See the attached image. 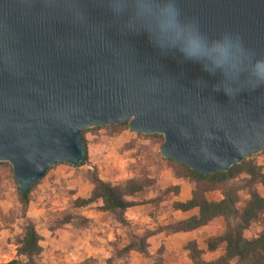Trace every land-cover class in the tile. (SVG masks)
<instances>
[{
  "label": "water",
  "instance_id": "water-1",
  "mask_svg": "<svg viewBox=\"0 0 264 264\" xmlns=\"http://www.w3.org/2000/svg\"><path fill=\"white\" fill-rule=\"evenodd\" d=\"M124 122L203 175L263 152L264 0H0V162L22 194Z\"/></svg>",
  "mask_w": 264,
  "mask_h": 264
},
{
  "label": "rangeland",
  "instance_id": "rangeland-1",
  "mask_svg": "<svg viewBox=\"0 0 264 264\" xmlns=\"http://www.w3.org/2000/svg\"><path fill=\"white\" fill-rule=\"evenodd\" d=\"M111 126L87 129L83 133L87 146V165L82 168L68 164L53 166L32 188L28 204L20 199L12 165L6 161L0 162V262H7L16 257L25 227L32 223L40 233L43 245H47L50 236L55 234L66 235L73 243L75 240L74 245L65 246L67 250H59V253L62 258L69 260L70 264H76V237L82 245L84 239H94V231L101 228L89 218L98 208L100 201L82 206L76 204L78 199L90 196L93 176L111 183L128 179L148 182L143 191L129 199L145 203V211L155 223L154 230L146 228V232L161 230L168 238L162 242L156 241L153 246L148 244L147 254L138 253L143 259L142 264H155L159 259L167 264H194L185 249L186 243L195 240L201 249H206L208 239L223 232L222 220H215L210 225L193 231L189 238L184 239L175 237V233L171 231V226L175 223L174 218L167 224H161L158 217L168 216L172 211L173 201L183 199L184 194L188 193L181 185L176 184L177 182H173L175 163L162 154L163 135L136 133L130 129L117 133ZM250 158L261 165L264 171V151L251 155ZM178 180L184 181V185L194 187V183L189 180ZM260 191L264 194V187L261 186ZM113 221L116 225L124 227L127 243H134L136 249L140 248L145 230L141 235L137 234L130 223L121 221V218L114 214ZM143 225L145 227L149 224ZM260 234H264V214L245 232L248 238ZM114 243L116 247L112 249L113 254L109 252L105 258H85L78 264H100V260L102 264H126L124 261L130 256L123 249L128 244L121 248L124 242L118 237ZM48 250L49 247L43 248L42 254L36 258L37 264H52L45 258V252ZM222 252V249L215 252L205 251L202 257L212 260ZM77 255L79 258L84 257V254ZM54 260L61 264L60 257Z\"/></svg>",
  "mask_w": 264,
  "mask_h": 264
},
{
  "label": "trees",
  "instance_id": "trees-1",
  "mask_svg": "<svg viewBox=\"0 0 264 264\" xmlns=\"http://www.w3.org/2000/svg\"><path fill=\"white\" fill-rule=\"evenodd\" d=\"M111 127L116 129L117 133L131 129L128 122ZM85 131L87 129L82 131V139L87 154L83 135ZM250 157L233 165L228 171L207 175L170 160L175 163L176 178L194 183L188 200H176L172 203L174 210L190 213V215L172 224L171 231L191 232L210 225L215 220H222L224 224L221 234L208 239L206 249H201L195 240L186 243L185 249L189 252V257L194 264H264V234L254 238H248L245 235L246 230L264 214V194L260 191V187H264V171L263 167ZM92 182L93 189L90 196L86 199H78L76 204L82 206L101 201L99 211L117 215L125 223L128 222L126 211L142 204L129 198L143 191L148 185L146 181L135 179L111 183L97 176H93ZM32 188L24 194L19 190L23 203L30 202ZM149 234L150 232H145L142 236L140 248L136 249V244L130 243L123 249L124 252L147 254ZM41 240L42 237L35 225L27 224L19 241L16 257L0 264H37L36 258L43 252ZM218 249L223 250L220 256L212 260L203 259L202 255L205 251L215 252ZM155 264L167 263L159 259Z\"/></svg>",
  "mask_w": 264,
  "mask_h": 264
},
{
  "label": "crops",
  "instance_id": "crops-1",
  "mask_svg": "<svg viewBox=\"0 0 264 264\" xmlns=\"http://www.w3.org/2000/svg\"><path fill=\"white\" fill-rule=\"evenodd\" d=\"M172 178H173V182H177L176 184L181 185L186 192L188 191V193L184 194L185 197L181 199L180 201L188 200L192 194V190H193L192 185H189V186L184 185V181H180L173 176ZM101 205H102V202L100 201V204L98 205V207ZM145 208H146L145 203H142L134 207H131L126 211V218H127L128 223H130V226H132V228H134L136 233L139 235H141L143 231L145 230L143 233L144 235L146 232V228H150L154 230V226H155V223L149 217V213L145 211L146 210ZM189 215L190 213H184L182 211L174 210L172 208V211L171 213H168V216L165 215V216L158 217V220L161 222V224L162 223L167 224V222L171 221V219L173 218L175 219V222H177L181 219L188 217ZM89 218H91V220L93 219L101 228L98 231H94L95 232L94 239H86V240L84 239L82 245H80V241L76 237V264L82 262L85 258L93 257V259H96V256H100V258H105L106 256H108L109 252L110 254L112 253L113 251L112 249H114V246L116 247L114 242L116 241L117 237L121 238V241L124 242L121 248H124L126 244H128L127 239H125L124 237V234L126 232L124 230V227H120L119 225H116L114 223L112 213L101 212L97 208L96 210H94V214L89 215ZM143 224H149V225L144 227ZM101 231L104 233L100 234ZM97 232H99L98 235H97ZM192 233L193 231L176 232L174 235L175 237H181V238L187 239L191 236ZM167 238L168 237L166 233L162 232L161 230L153 231V232L150 231V234L148 236V244L153 246L155 245L156 241L159 240L160 242H162ZM72 244L73 245L75 244V240L73 243L66 235H61V234H55L53 236L51 235L47 245H43V243H41L43 248L49 247L48 252H45L46 253L45 258L46 260H48V262L52 264H57V262L54 259L58 257H60L61 259L60 260L61 264H70L69 260L61 257L59 250H62L64 252L65 250H67L65 246L69 247ZM183 253H185V250H183ZM77 254H80V255L84 254V257L79 258ZM128 256L130 257L126 259V262L124 261V263L126 264H142L143 262V259L139 257L137 252L130 251L128 252ZM100 261H101L100 264H102V260ZM118 264H121V263H118Z\"/></svg>",
  "mask_w": 264,
  "mask_h": 264
},
{
  "label": "clouds",
  "instance_id": "clouds-1",
  "mask_svg": "<svg viewBox=\"0 0 264 264\" xmlns=\"http://www.w3.org/2000/svg\"><path fill=\"white\" fill-rule=\"evenodd\" d=\"M188 55H189V56H190V58H191V55H192V54H191V53H189Z\"/></svg>",
  "mask_w": 264,
  "mask_h": 264
}]
</instances>
